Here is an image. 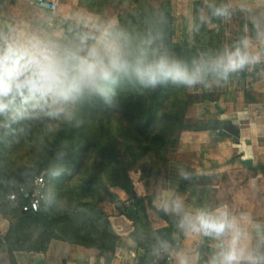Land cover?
Wrapping results in <instances>:
<instances>
[{
  "label": "trees",
  "instance_id": "obj_1",
  "mask_svg": "<svg viewBox=\"0 0 264 264\" xmlns=\"http://www.w3.org/2000/svg\"><path fill=\"white\" fill-rule=\"evenodd\" d=\"M76 1L79 7L100 17L107 9L113 8L115 27L133 37H144L151 32L159 37L155 47L187 63L201 54H213L225 45L230 46L246 37L242 29L244 20H241L237 38H226L224 25L228 22L227 18L214 17L208 4V18L215 26L207 28L204 21L198 19L204 3L202 0L193 4L189 30L193 43L177 42L169 0H160L156 7L153 5L156 0ZM209 2L228 4L227 0ZM236 11L244 14V11L230 8L231 13ZM248 25L250 29L253 28L252 21ZM55 29L62 32V39L57 41L65 44L75 42L78 32L91 30L59 17L53 18V28L49 32L51 36ZM208 99H213V95L192 93L172 84L144 90L132 87L125 81L116 88L113 107L102 104L96 108L87 104L81 107L77 119L83 123L79 127L61 124L58 131L51 133L43 123L42 147L31 168L6 172L0 167V216L8 222L3 236L7 253L10 256L19 251L45 253L49 243L58 240L94 249L97 258L103 259V264H112L121 238L99 207L101 196L108 191L107 184L110 180L125 179L127 172L135 168H142L149 177L157 175L168 163L170 153L184 131L221 132L223 122L207 120L205 113L192 123L186 119L188 108ZM21 128L24 130L21 131ZM34 130L37 128L33 124L13 125L11 130L4 129V143L1 144L3 155L8 153L7 146L16 133L24 136L29 132L34 133ZM117 137L125 142V146L118 142ZM55 170L61 174L53 177ZM40 171L46 172L45 198L37 211L22 212L20 202L13 205L6 200L9 185L22 183ZM185 171L190 176L183 180L177 193L186 191L185 201L190 205L196 204L210 210L216 208L208 206L205 199L215 175L197 176L191 168ZM126 209L132 213L133 231L129 238L136 251L134 264H153L161 244L148 219L147 205L143 199L135 197ZM158 213L170 226L167 233L169 248L177 250L178 244L172 237L173 233L179 239L182 237V230L178 227L181 217L163 210Z\"/></svg>",
  "mask_w": 264,
  "mask_h": 264
},
{
  "label": "clouds",
  "instance_id": "obj_2",
  "mask_svg": "<svg viewBox=\"0 0 264 264\" xmlns=\"http://www.w3.org/2000/svg\"><path fill=\"white\" fill-rule=\"evenodd\" d=\"M206 3L214 17H230L229 4ZM256 36L259 49L244 37L187 63L155 47L159 37L151 32L133 37L111 23L80 31L76 41L67 44L47 34L0 28V128L45 122L49 132L58 131L59 124L79 127L83 121L77 119L78 110L85 104L113 107L116 88L125 81L144 90L168 84L188 91L198 90V86L208 90L213 82H227L232 74L264 59V30L259 25ZM60 174L59 170L52 172L53 177ZM189 176L179 169L181 179ZM160 207L181 217L178 227L182 231L218 242L208 264H264V253L248 248L244 215L238 218L227 205L189 212L177 197ZM260 241L264 243V235ZM178 264L190 261L179 256Z\"/></svg>",
  "mask_w": 264,
  "mask_h": 264
},
{
  "label": "crops",
  "instance_id": "obj_3",
  "mask_svg": "<svg viewBox=\"0 0 264 264\" xmlns=\"http://www.w3.org/2000/svg\"><path fill=\"white\" fill-rule=\"evenodd\" d=\"M46 1L54 4L53 10L39 7L36 0H0V28H12L17 33L37 32L50 35L54 17L88 25V29L101 24L99 15L79 7L76 0ZM195 1L197 0H170L173 20L176 21V15H179L182 18V29L187 31L191 29L192 4ZM202 1L207 14L206 0ZM227 3L231 9L248 13H254L264 6V0H227ZM203 20L206 21L207 18ZM109 23L116 24L113 15L102 24ZM206 25L208 28L212 27L208 23ZM52 36L56 40L62 39L61 30L55 29ZM190 92L213 95V99L195 105L196 116L205 113L207 120L232 124L238 129L239 136L234 137L224 132L222 126L221 132L184 131L180 133L168 163L157 175L149 177L142 168H135L127 172L125 179L109 181L108 191L101 196L99 207L107 216L114 232L121 238L112 264L135 262L136 251L129 238L133 231L132 213L126 209L135 197L145 201L148 219L161 244L153 264H178L179 256H186L190 264H208L217 250L218 242L182 231L181 239L173 233L172 239L177 242L178 249L171 250L167 242L170 226L158 213L162 210L160 205L163 202H170L177 197L183 200L186 211L194 212L200 208L185 201L186 191L177 193L184 180L179 177L181 168H191L197 176L230 172L245 176L250 174L249 181L259 182L257 186L248 181L243 190L231 187L233 189H230L227 206L238 218L244 215L242 226L249 234L248 248H259L264 253V243L260 241V236L264 235V59L241 74H232L227 82H213L208 90L198 86V90ZM246 158L252 160L249 167L240 164V160ZM7 228L8 222L0 216V264H103V259L97 258L96 250L58 240H52L45 253L19 251L10 256L3 244Z\"/></svg>",
  "mask_w": 264,
  "mask_h": 264
},
{
  "label": "rangeland",
  "instance_id": "obj_4",
  "mask_svg": "<svg viewBox=\"0 0 264 264\" xmlns=\"http://www.w3.org/2000/svg\"><path fill=\"white\" fill-rule=\"evenodd\" d=\"M160 0H156L153 5L156 7L158 5V2ZM170 1V0H169ZM194 4V3H193ZM192 4V7L194 8V5ZM192 8V11H193ZM115 12L113 8L107 9L105 13L101 16L100 22L101 24L107 21L112 15L114 16ZM175 16V12H174ZM36 17V16H35ZM207 18L206 21L203 19ZM181 17L179 15H176V18L173 24L175 37L177 42L183 43H193L192 35H190V32L187 30L182 29L181 25ZM198 19L201 21H204V23H208L209 26H212L214 28L215 24L212 23L209 18L208 14L205 13L204 6L199 11ZM228 22L225 27V37L226 38H237V33L241 29L240 27V21H243V31L245 32L246 37H248L252 42L253 46L255 48L260 47L259 41L257 40V25H259L261 30H264V6L254 13H248L244 12L240 13L239 11L231 13L230 17L227 18ZM183 21V20H182ZM185 21V19H184ZM253 22V28L250 29L248 22ZM223 26V25H222ZM207 27V25H206ZM208 28V27H207ZM210 29V28H209ZM195 105L188 108L186 111V119L192 123L197 120V118L200 116L195 115L194 110ZM202 115V114H201ZM46 125L48 122H45ZM57 123V122H52ZM37 130H34V133H28L24 136L21 134L16 133L12 138V142L9 143L7 146L8 153L3 155L1 152V144L4 143V129L0 128V167L4 168L6 172H13L17 170H27L30 169L31 166L36 161L37 155L41 150L42 144L41 140L43 139L42 134V127L43 123H35L33 124ZM61 125V124H59ZM53 133V132H51ZM118 142L125 146V142L117 137ZM130 144H133L132 142ZM146 170V168H145ZM36 174H43L45 178V171L36 172ZM249 175L242 174V173H223L220 175H215V177L212 179V187L208 188L209 192L206 194L205 199L208 203V206L215 207L218 205H227L230 201V189H233L231 187H234V189H242L244 188L245 183L254 182L259 186V182L257 181H249ZM249 181V182H248ZM53 182V181H52ZM54 185V183H52ZM247 188H249V185H246Z\"/></svg>",
  "mask_w": 264,
  "mask_h": 264
},
{
  "label": "built area",
  "instance_id": "obj_5",
  "mask_svg": "<svg viewBox=\"0 0 264 264\" xmlns=\"http://www.w3.org/2000/svg\"><path fill=\"white\" fill-rule=\"evenodd\" d=\"M39 7L53 10L54 4L46 0H36ZM45 178L43 174H38L34 177L27 178L22 183L9 185V190L6 194V200L13 205L19 202L22 212H35L38 210L41 201L45 198ZM203 264V263H200Z\"/></svg>",
  "mask_w": 264,
  "mask_h": 264
},
{
  "label": "water",
  "instance_id": "obj_6",
  "mask_svg": "<svg viewBox=\"0 0 264 264\" xmlns=\"http://www.w3.org/2000/svg\"><path fill=\"white\" fill-rule=\"evenodd\" d=\"M222 129L224 132L234 136L238 137L239 136V131L237 128H235L232 124L226 123L222 125ZM240 164L244 167H249L252 165V160L251 159H242L240 160ZM162 264V263H161Z\"/></svg>",
  "mask_w": 264,
  "mask_h": 264
}]
</instances>
